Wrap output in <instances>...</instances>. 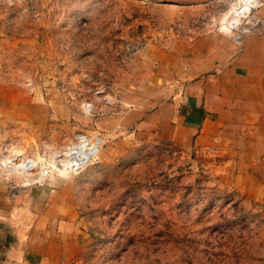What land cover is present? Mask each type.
Here are the masks:
<instances>
[{
    "label": "rangeland",
    "instance_id": "374dc122",
    "mask_svg": "<svg viewBox=\"0 0 264 264\" xmlns=\"http://www.w3.org/2000/svg\"><path fill=\"white\" fill-rule=\"evenodd\" d=\"M248 1L0 0V264H264V112L172 134Z\"/></svg>",
    "mask_w": 264,
    "mask_h": 264
},
{
    "label": "crops",
    "instance_id": "0c3cea01",
    "mask_svg": "<svg viewBox=\"0 0 264 264\" xmlns=\"http://www.w3.org/2000/svg\"><path fill=\"white\" fill-rule=\"evenodd\" d=\"M261 1L259 15L264 20ZM187 52L174 70L177 83H185V88L183 102L172 105L173 136L180 131L195 134L209 116L228 121L238 104L246 114L264 112V31L239 42L228 33L207 34L195 39ZM180 92L174 99L180 101Z\"/></svg>",
    "mask_w": 264,
    "mask_h": 264
},
{
    "label": "built area",
    "instance_id": "2783aa9c",
    "mask_svg": "<svg viewBox=\"0 0 264 264\" xmlns=\"http://www.w3.org/2000/svg\"><path fill=\"white\" fill-rule=\"evenodd\" d=\"M246 5H248L251 8H260L262 5V2L259 0H249L248 2H245ZM240 11V10H239ZM247 21L244 23H241L238 20V23L236 22H231V26L236 29V33L233 34V39L236 40L237 42L241 41L243 36L248 35V34H254L256 32H261L264 28V20L262 18H257L254 23L251 25L246 24ZM263 28V29H262Z\"/></svg>",
    "mask_w": 264,
    "mask_h": 264
},
{
    "label": "bare ground",
    "instance_id": "6f19581e",
    "mask_svg": "<svg viewBox=\"0 0 264 264\" xmlns=\"http://www.w3.org/2000/svg\"><path fill=\"white\" fill-rule=\"evenodd\" d=\"M237 13H239V11H237ZM233 21L232 22H236L238 23V18H237V15L234 17V19H232ZM230 23V22H229Z\"/></svg>",
    "mask_w": 264,
    "mask_h": 264
}]
</instances>
